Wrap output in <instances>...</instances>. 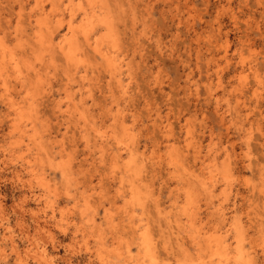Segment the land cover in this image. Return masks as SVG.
Here are the masks:
<instances>
[{
    "label": "clouds",
    "instance_id": "clouds-1",
    "mask_svg": "<svg viewBox=\"0 0 264 264\" xmlns=\"http://www.w3.org/2000/svg\"><path fill=\"white\" fill-rule=\"evenodd\" d=\"M0 264H264V0H0Z\"/></svg>",
    "mask_w": 264,
    "mask_h": 264
}]
</instances>
